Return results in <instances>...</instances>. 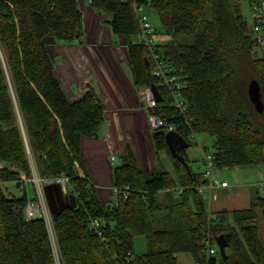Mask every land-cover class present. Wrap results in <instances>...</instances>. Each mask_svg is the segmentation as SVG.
Masks as SVG:
<instances>
[{
  "label": "trees",
  "instance_id": "obj_1",
  "mask_svg": "<svg viewBox=\"0 0 264 264\" xmlns=\"http://www.w3.org/2000/svg\"><path fill=\"white\" fill-rule=\"evenodd\" d=\"M136 1L155 10L169 37L159 44V53L185 86L191 127L148 73L147 50L132 44L139 33L133 1L90 0V6L125 39L136 85L157 87L162 101L152 113L174 125L189 145L192 132L213 136L215 171L264 165V111L255 110L247 93L249 82L256 80L264 105V58L254 53L257 43L242 14V0ZM247 1L252 10L254 0ZM252 14L253 24L257 18ZM82 34L76 0H0V264H55L44 223L25 219V191L8 193L20 172L29 173L24 137L39 174L65 175L75 198L73 208L53 213L60 264H178V254L190 255L194 264H215L207 263L203 246L209 230L214 243L230 235L226 259L219 254L217 264H264L263 196L246 210L221 211L209 219L198 191L204 173L190 166L188 173L178 162L173 178L166 172L143 173L128 156L113 171L119 192L116 203L107 207L85 176H78L81 139L97 135L103 107L91 90L69 100L45 40L67 43ZM165 133L154 131L153 140L156 150L169 154ZM94 220L104 225L92 228ZM139 236L145 252L136 255Z\"/></svg>",
  "mask_w": 264,
  "mask_h": 264
},
{
  "label": "crops",
  "instance_id": "obj_2",
  "mask_svg": "<svg viewBox=\"0 0 264 264\" xmlns=\"http://www.w3.org/2000/svg\"><path fill=\"white\" fill-rule=\"evenodd\" d=\"M76 1L82 17V36L67 43L47 38L45 43L55 77L69 100L80 98L79 91L91 90L103 107V123L97 135L81 139V161L77 169L85 176L101 205L107 207L117 201L113 171L121 167L128 156L143 173H168L161 169L163 160L170 162L172 177L176 178V167L165 150L155 149L153 132L143 109L145 88L135 83L125 39L111 31L105 23L106 16L92 9L90 0ZM111 152L115 161L109 158ZM184 156L187 158L185 151ZM217 179L228 186L216 191L212 212L246 210L260 196L258 183L264 179V170L259 172L255 183L231 185L226 179ZM45 193L52 214L64 207H74L72 198L63 195L57 186L47 187Z\"/></svg>",
  "mask_w": 264,
  "mask_h": 264
},
{
  "label": "built area",
  "instance_id": "obj_3",
  "mask_svg": "<svg viewBox=\"0 0 264 264\" xmlns=\"http://www.w3.org/2000/svg\"><path fill=\"white\" fill-rule=\"evenodd\" d=\"M126 2L128 0H122ZM133 1V12L138 25L139 33L136 39L132 42L133 45H140L147 50L148 62L150 65V75L158 80L160 87L165 89L171 99L170 105L179 112L181 117L184 119L185 124L191 127V117H189V109L184 98V84L175 73L174 69L161 57L159 53V43L156 40V33L154 27L149 22L147 15L144 13L145 6L138 3L136 0ZM253 13L257 18V22L252 24L251 35L257 44L264 42V0H254ZM80 92V97L83 96V92ZM143 98L145 103L143 104V109L147 114L149 128L152 132L157 130L162 131H175L174 125H167L160 117L154 115L152 111L158 108L159 102H157L150 90V87L143 90ZM25 139V137H24ZM190 139L197 143L196 134L191 133ZM25 150L27 155V161L29 166V174L26 175L24 172H20L15 183L25 191L28 201L24 209V216L27 221L42 220L45 225V229L48 238L51 242V247L53 251L55 264H60L59 252L56 245V237L53 226V214L49 208L46 199V188L51 186H57L63 195L70 193L69 178L61 174L56 177L44 178L42 177L37 169L33 155L28 147L25 140ZM204 159L203 163L205 166L204 179L205 183L198 187V191L202 196L208 212V218H214L215 215L211 210V204L217 199L216 191L222 188H226L228 184L214 177V156L213 154H206V149L201 147ZM110 160L115 161V156L111 152ZM4 169V165L0 164V170ZM77 174L79 177L84 178V176L77 169ZM1 183V181H0ZM31 183L33 186L34 195L32 197L28 196L27 184ZM259 190H264V179L258 183ZM127 188H125L126 190ZM118 193L119 191L116 190ZM71 194V193H70ZM125 197V194H124ZM103 222L94 220L91 222L92 228H97L103 226ZM203 246L205 249V257L207 263L211 260L215 264L219 263V252L216 244L213 240V235L209 230L203 240Z\"/></svg>",
  "mask_w": 264,
  "mask_h": 264
},
{
  "label": "rangeland",
  "instance_id": "obj_4",
  "mask_svg": "<svg viewBox=\"0 0 264 264\" xmlns=\"http://www.w3.org/2000/svg\"><path fill=\"white\" fill-rule=\"evenodd\" d=\"M241 11L243 16L245 17L246 21L248 24L251 26L250 29H252V21H253V9H250L249 2L247 0H242L241 1ZM144 13L147 15L149 22L155 29L156 33V40L159 44H164L167 43L169 40V37H167L164 34L162 25L158 19V16L153 9L145 8ZM136 39V38H135ZM134 39V40H135ZM133 40V41H134ZM254 53L256 57L258 58H264V42L261 44H256V47L254 48ZM19 118V114H18ZM102 126V125H101ZM101 128V127H100ZM100 130V129H99ZM24 136V133H23ZM26 140V138H25ZM214 137L206 134H196V141L195 143L193 141V144L190 145L188 149L185 150V155L187 156L189 162V166L192 171L194 172H203L205 171V166L203 163V153L201 150V147L203 149H206V154L209 155L213 152V145H214ZM27 142V140H26ZM28 144V142H27ZM29 147V145H28ZM30 149V148H29ZM27 158V155H26ZM162 163V171H167L171 176H173V170L170 166V162H163ZM28 162V161H27ZM29 168V166H28ZM77 166H76V171H77ZM264 170V165L260 166H251V167H243V168H230V169H222L219 171H214V177L215 178H223L226 179L227 182H229L231 185H244L247 183H255L258 182L259 179V172L261 170ZM239 172V176L236 175ZM29 173H26L28 175ZM260 181V180H259ZM27 191H28V196L32 197L34 195L33 191V186L31 183L27 184ZM8 193L15 195V196H20L22 193V189L16 185V183H9L8 184ZM260 196H264V190L259 191ZM65 196H69L72 198L74 205H75V198L72 194H67ZM260 234L263 238L264 241V223H260ZM216 244V243H215ZM217 247V246H216ZM134 252L136 255H140L145 252V241L144 238L139 236L135 237L134 239ZM177 263L178 264H194L192 257L188 254H178L177 255Z\"/></svg>",
  "mask_w": 264,
  "mask_h": 264
},
{
  "label": "water",
  "instance_id": "obj_5",
  "mask_svg": "<svg viewBox=\"0 0 264 264\" xmlns=\"http://www.w3.org/2000/svg\"><path fill=\"white\" fill-rule=\"evenodd\" d=\"M145 65L148 68V60L145 61ZM148 73L150 74L149 70ZM150 90L157 102H161L162 98L161 95L157 89V87L152 84L150 86ZM248 97L250 102L254 105L255 110L258 113H262L264 111V105L261 101V94H260V86L259 83L256 80H251L248 84V89H247ZM165 139V144L167 146V149L169 151V154L171 158L180 164H182L187 172H190L189 165L186 162L185 156H184V151L189 148V143H187L182 136L174 131L170 130L167 131L164 135ZM230 238V235H221L218 236L215 241H216V246L218 248V252L220 256L222 257L223 260L226 259V252L225 249L228 245V240Z\"/></svg>",
  "mask_w": 264,
  "mask_h": 264
}]
</instances>
